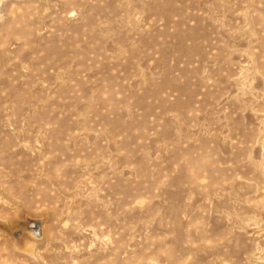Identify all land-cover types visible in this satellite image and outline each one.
I'll return each instance as SVG.
<instances>
[{
    "label": "rangeland",
    "instance_id": "1",
    "mask_svg": "<svg viewBox=\"0 0 264 264\" xmlns=\"http://www.w3.org/2000/svg\"><path fill=\"white\" fill-rule=\"evenodd\" d=\"M0 264H264V0H0Z\"/></svg>",
    "mask_w": 264,
    "mask_h": 264
}]
</instances>
